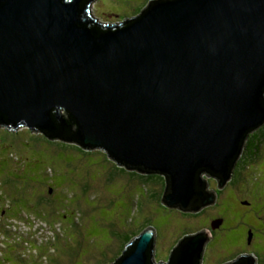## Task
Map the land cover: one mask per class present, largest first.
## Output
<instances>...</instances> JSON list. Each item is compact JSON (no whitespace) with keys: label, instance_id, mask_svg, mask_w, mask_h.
Returning <instances> with one entry per match:
<instances>
[{"label":"water","instance_id":"obj_1","mask_svg":"<svg viewBox=\"0 0 264 264\" xmlns=\"http://www.w3.org/2000/svg\"><path fill=\"white\" fill-rule=\"evenodd\" d=\"M93 1L0 0V125L51 137L54 113L84 149L164 174L165 206L214 204L203 173L222 188L264 124V0H150L121 22ZM210 237L185 236L157 263L148 226L113 264H202ZM236 258L225 264L258 263Z\"/></svg>","mask_w":264,"mask_h":264},{"label":"rangeland","instance_id":"obj_2","mask_svg":"<svg viewBox=\"0 0 264 264\" xmlns=\"http://www.w3.org/2000/svg\"><path fill=\"white\" fill-rule=\"evenodd\" d=\"M148 1L95 0L91 5L97 17L120 22L137 15ZM43 135L28 125L14 130L0 125V192L39 181L32 187L47 198L51 194L46 190L55 185L52 179L59 184L56 183V189H61L58 194L63 202L56 206L58 217L49 219L50 223L57 222L50 224L36 216V207L13 193L11 196L18 197V201L11 212L23 205L32 207L33 213L25 211L28 214L21 212L18 218L8 219L4 218L5 209L0 207V264H106L115 257L112 250L118 246L114 234L121 229L132 236L142 223L156 230L154 261L158 263L168 258L171 246L184 232L202 230L200 227L208 225L210 218L215 222L221 216L218 212L226 214V221L223 227H216L218 235L214 242L211 235L202 264H225L237 259L235 254L243 247L242 236L246 235L248 221L263 225L264 148L258 151V159L250 163L251 169L239 175L240 180L237 175L222 188L217 179L204 173L205 179L210 180L209 189H221L222 197L217 199V194L216 202L202 207L204 210L196 217L195 212L150 201L154 188L150 184L128 183L129 174H120L108 183L106 177L110 172L119 170L111 164L113 159L108 161L103 149L84 151ZM30 189L28 194L33 195ZM248 199H252V205H246ZM120 237L123 240L124 235ZM233 250L237 252L229 256Z\"/></svg>","mask_w":264,"mask_h":264},{"label":"trees","instance_id":"obj_3","mask_svg":"<svg viewBox=\"0 0 264 264\" xmlns=\"http://www.w3.org/2000/svg\"><path fill=\"white\" fill-rule=\"evenodd\" d=\"M142 8L138 9L137 14L140 13ZM60 112H63L62 109L60 110ZM64 114H66V112H64ZM52 117L55 120V124H56L55 130L51 133V135H52L51 137L47 136V135H43V136L47 137L50 140H56L57 139V140H60L64 143L67 142V143L73 144V145L77 146L79 149H82L84 151L94 150V149H89V150L84 149L78 143V141H77L78 140V137H77L78 134L76 132V129H77L76 126L77 125L75 123H72L73 125L69 124L67 126H60V123L57 122V120L55 119L54 113H52ZM1 119L5 120L6 118H3V116H1ZM71 140H73L77 143L72 142ZM262 145H264V124L262 126H260L258 129L254 130L252 133L250 132L249 135L247 136L244 147L242 149V154L240 155L239 160L237 161L236 165L234 166V168L231 172V178L226 182L227 184H230L231 179H233L237 175H238L239 180H240L239 175L243 172H247L248 169L250 168L249 167L250 163L252 161L258 159L257 158L258 151H261L264 148V147H262ZM106 153H105V155L107 156L108 161H109V157ZM261 154H262V152H261ZM119 162L120 161H118L116 159H114L113 162H111L113 167L116 166L115 168L117 170H119L120 172L117 171L114 174L112 172H110V175L106 177V181L108 183H112L114 181V179L116 178V176H118L120 174H123V173L129 174L127 177L128 183L130 181V183H133V184L140 183L142 185L145 184V186H147V184H150L151 187L154 188V190L151 193L152 198H151V200L150 199L149 200L150 201L155 200V202H156V200H158V202H160L162 204V198H163V194H164L166 184H167V182H166L167 177L164 174H162L158 171L149 169V168L140 169V168L135 167V166L132 167L131 165H126V164H124V162H120V163ZM128 169H130V170H128ZM144 171H146L147 173L146 174L143 173ZM204 173H206V172H204ZM214 178L217 179L216 177H214ZM45 180H48V179H45ZM45 180L40 181V182H45ZM50 180L52 182L54 181L55 185L49 186V188L46 190V192H49L51 194L47 198H45V196H43V195H41V196L39 195V193L37 192V187H32L33 185L39 183V181L38 182L35 181V183H33V184L28 183V186H25L23 188H19L20 190L17 188V190H14L15 192L10 191V190H13V187L10 190L9 189L2 190V192H0V207H1V209H5V211H6V216H4V218L5 217L8 219L9 218H18L20 216L21 212H24L26 214H28V213L32 214L33 211H32V213L30 212V209L32 207L33 208L36 207L39 210V213H41V214H39V213H35V214L37 217L43 218L45 220V222L50 223L49 219H51L52 216H54L52 218L58 217L57 213H58L59 208H56V206H57V204L62 202V198L59 197V194H58V192H61V189H58V190L56 189V187L59 188L58 187L59 184L57 183V181L52 180V179H50ZM209 181L210 180L205 179V183H209ZM30 187H31V189H33V191H32L33 195L28 194L30 192L28 190V188H30ZM206 188H207V190H210L208 186ZM13 193H18L19 194L18 197L20 199H23L24 201H26L28 203L30 202L32 204V207L27 208V207L22 205V208L21 207L16 208V212L13 213L15 210L14 207L17 206L16 202L18 201V197L11 196ZM54 195L55 196L58 195L60 200L58 199V197H55ZM221 197H222V190L219 189L217 199H219ZM246 200H247V198H246ZM217 201L219 202V200H217ZM246 205H252V199L251 200L248 199ZM45 206H47V207H45ZM27 209H29V210H27ZM203 210L204 209H202L201 211H199L193 215L197 217L198 215L201 214V212ZM11 211H13V212H11ZM25 211H27L28 213ZM218 214L221 216H218L217 219L223 220V222L218 227V228H221V226L223 227V225H224L223 223L226 221V214L223 215L220 212H218ZM210 220L211 221L208 225H204V226L200 227V229H209L211 231V235L213 236L211 242H214L215 236L218 234H217V230H215L216 228H212V223H213L214 219H210ZM54 222H57V221H54ZM54 222H51L50 224H52ZM146 227H148L146 225V223H142L141 225L138 226L137 230H135L133 232L134 235H132V236H129V235L127 236V234L124 233L125 231H123L121 229L118 230V233L114 234L118 239L117 240L118 246L115 250H112V252H116L114 254L115 257L112 260H109L106 264H113V262L119 256H121V254H123L124 249L126 248L127 244L130 241H132L133 237L138 235L140 232H142ZM246 227H247L246 235L242 236V239L244 238V241L242 240V243L243 242L244 243L243 244L241 243L243 245V247H241L240 250H238V252L240 251L239 255L240 254H246V253H254L258 257V263L257 264H264V222H263V225L258 226L257 224L248 221ZM198 230L197 231H186V232H184V235H182L181 237H185V236H189L191 234H195L196 232H198ZM220 231H221V229H220ZM249 231H251L253 234L250 242L248 241ZM120 235H124L123 240L120 239L121 238ZM179 239L171 246L169 256L165 261H167L169 259L170 255L172 254L173 249L177 246ZM238 246H239V244H238ZM154 251L155 250H153L154 257H155ZM236 252H237V250H233L229 256H233ZM106 253L107 252H104V254H106ZM237 253L235 255H237ZM203 257H204V255H203ZM219 264H221V263H219Z\"/></svg>","mask_w":264,"mask_h":264},{"label":"clouds","instance_id":"obj_4","mask_svg":"<svg viewBox=\"0 0 264 264\" xmlns=\"http://www.w3.org/2000/svg\"><path fill=\"white\" fill-rule=\"evenodd\" d=\"M91 7H92V5H91ZM92 10H93V8H92ZM100 19H102V20H105V21H108V22H110L109 20H107V19H103L102 17H99ZM121 22V21H120Z\"/></svg>","mask_w":264,"mask_h":264},{"label":"flooded vegetation","instance_id":"obj_5","mask_svg":"<svg viewBox=\"0 0 264 264\" xmlns=\"http://www.w3.org/2000/svg\"><path fill=\"white\" fill-rule=\"evenodd\" d=\"M246 254H247V253H246ZM237 256H239V252L237 253ZM237 256H236V257H237ZM236 257H235V258H236Z\"/></svg>","mask_w":264,"mask_h":264},{"label":"bare ground","instance_id":"obj_6","mask_svg":"<svg viewBox=\"0 0 264 264\" xmlns=\"http://www.w3.org/2000/svg\"><path fill=\"white\" fill-rule=\"evenodd\" d=\"M214 215V214H213ZM211 219V218H210ZM211 221V220H210ZM48 239V238H47ZM52 240V239H51Z\"/></svg>","mask_w":264,"mask_h":264}]
</instances>
